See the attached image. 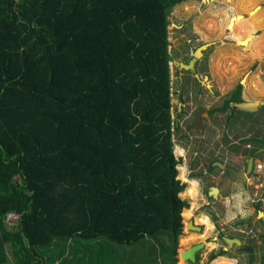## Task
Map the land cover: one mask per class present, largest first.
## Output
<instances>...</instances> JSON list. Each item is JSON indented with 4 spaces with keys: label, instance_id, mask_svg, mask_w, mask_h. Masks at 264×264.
Masks as SVG:
<instances>
[{
    "label": "trees",
    "instance_id": "trees-1",
    "mask_svg": "<svg viewBox=\"0 0 264 264\" xmlns=\"http://www.w3.org/2000/svg\"><path fill=\"white\" fill-rule=\"evenodd\" d=\"M186 1L0 0V264H177L168 28ZM255 3L227 27L244 46Z\"/></svg>",
    "mask_w": 264,
    "mask_h": 264
},
{
    "label": "rangeland",
    "instance_id": "rangeland-1",
    "mask_svg": "<svg viewBox=\"0 0 264 264\" xmlns=\"http://www.w3.org/2000/svg\"><path fill=\"white\" fill-rule=\"evenodd\" d=\"M204 1V5H199L198 3ZM201 1H193V2H187V3H182L180 5H177L172 12H170L169 16V41L171 43L170 46V56L175 59V61L179 62L183 58L185 61L191 58L193 53L195 52L194 50L197 49L198 47L206 44L207 43H214L211 44L207 50L204 52L205 53V58H202L199 60V65H198V74L199 75H204L206 73H209L210 79L209 81H206L208 85H212V88L215 90L214 95H209L208 92L203 89V91L206 96L204 99L202 98V101H198L196 104H204L206 106L211 107V111L214 109L221 108L223 103L221 100H219L220 94L228 93L231 89H233L236 85L240 84V81L243 83L244 89V96L250 100L252 99H257L258 97H263L262 94H264V58L263 60H256L252 58L251 56V49L247 48V50H242L245 53V58L244 59H239L238 57L236 58L234 56V51H238L240 47H245L244 45H241L240 43H236V41L231 37L230 31L227 29L228 24L232 21L234 16L238 14H242L245 17L249 18L246 12L238 11L237 6L240 4L242 0H210L206 1L201 0ZM256 6L259 7L260 10H264V0H256ZM214 26L215 28L212 29L211 27L209 28V25ZM217 25L220 27H225V39L223 40H214L212 38V35L217 32ZM212 31V32H210ZM205 33L206 39L204 41L198 40L200 35H203ZM254 35V32L248 37L243 38L241 41H243L246 38H251ZM264 35V24L259 26L258 29H256L255 36L258 40ZM214 37V36H213ZM252 40V39H250ZM214 41V42H213ZM216 41V42H215ZM224 42V43H223ZM179 43H187V49L186 51L188 52V55L186 57L183 56L184 50H182L181 46ZM250 46V43H248ZM247 45V46H248ZM194 51V52H193ZM193 52V53H192ZM181 56V58L179 57ZM179 57V58H178ZM178 58V59H176ZM252 58V60L250 59ZM174 63L172 62V65ZM172 72V105L173 109L177 107V104L183 101L185 105V109L187 107L190 109L192 107L191 102L188 100L187 95L189 93V86L187 87V83L184 85L185 92H182V96H180V91H179V82H178V77L180 75L185 77V81L192 78V73H186L182 69H176V67L171 68ZM182 72V73H181ZM174 76V77H173ZM253 79V80H252ZM252 84L256 85L253 87ZM248 86V87H247ZM251 86V87H250ZM199 89V86L196 85V87H193V96L192 99L196 100L197 96H194ZM213 90V91H214ZM257 91L261 93H257ZM255 93V94H254ZM228 97V95L226 96ZM195 104V105H196ZM185 116V115H183ZM204 118V123L206 125V129L208 130L207 135H206V146L200 148L201 154L209 151L210 155L217 154L225 158L227 161V158H231L235 160L236 162H239L238 158L235 157L237 155L241 154H236L235 151L230 149V147L236 146L238 142V137L240 132L243 131L244 135L243 136H249L250 132L249 131V123L246 124V126H242L241 129H234L233 128V123L230 124L229 127L226 125L229 124L228 122L232 121L234 118V115H231L229 111L226 112H218L215 113L212 117L207 114L203 115ZM173 119H175V113H173ZM189 119V118H188ZM234 119L235 121V127H239L237 123H240L243 125L241 122V116H236ZM180 124H182V119H180ZM226 124V125H225ZM245 125V124H244ZM260 128L263 129V127L259 126ZM184 127L181 126L179 131L173 133V144H174V155L175 157L179 158L180 156L182 157L183 164L182 166H185L183 171L181 172V167H179V179H182L181 176L185 174V176L190 180L193 181L194 183V188L196 190H200L202 187L200 180L197 177H192L189 178L188 176V168H189V162L191 159V153H189V149H186L185 147L183 148L184 144H187V140L184 139V133L183 130ZM227 131V132H226ZM223 137H227L226 140L228 141V144L225 145L223 142ZM235 140V141H234ZM190 144V143H189ZM191 145V144H190ZM223 145V146H222ZM229 145V147H228ZM187 145L186 147H188ZM193 146V145H191ZM190 148V147H188ZM213 149V150H212ZM225 149V150H224ZM191 150V149H190ZM234 152L235 156L231 155V153ZM220 153V154H219ZM206 156V155H205ZM202 158V157H201ZM240 158V157H239ZM203 159V158H202ZM258 160L261 162L260 164L263 165L264 167V159L263 157L259 156ZM229 161V160H228ZM259 161H257L259 163ZM255 162V165L257 164ZM182 181H184L182 179ZM190 187L189 183L187 185V188L185 189L184 193L181 194V197L186 198L188 194H186L187 189ZM243 190L248 194L249 202H248V207L251 206L252 204L255 205L257 208V211L254 212V220H258V222L254 223L253 227V234L256 233L259 235L260 233V227L261 224L259 223L260 218H264V169L261 174H258L254 172L253 174L249 177L247 180V184H242L240 182H237L233 186V190L230 194V197L232 196L233 193ZM189 197V196H187ZM229 195L222 194L221 197H219L224 203L226 200H229ZM199 201V200H198ZM253 201V202H252ZM193 200H190V206L189 209H186L184 211L192 210V217L190 219H186L183 216L182 213V218H183V223H184V228H183V234L179 237L178 241V247H177V264H193L190 262H186L184 259L181 258V252L184 250H187L191 248L193 245H197L199 243H205L204 249L199 251L197 254L199 257V260L195 264H216L217 258L219 257H228V258H238L239 264H249V259L248 255L244 252L238 251L239 255H234L233 252H226L224 255H220L221 248H215L216 246L213 244V238L215 237L218 240V244H221L222 239L218 237L219 232H227L229 233L228 229L235 225L236 223L239 224H244V219L237 218L232 221L226 220V218L220 219L218 224L219 226L214 227V231L212 233H207L205 238H198L196 241H192L187 243L186 245H182V239H185L189 235H198V233H194L192 230L187 228V223L189 221H193L195 224H197L196 219L197 217L201 214L203 211H198L196 209L194 203H192ZM192 204V205H191ZM211 206L208 207L210 210V213L215 216H226L229 205L227 208V211L225 212L222 208V206L218 203L211 202ZM259 209L263 213L258 217V211ZM183 211V212H184ZM218 213V215H217ZM210 214V215H211ZM249 217V216H247ZM212 219V216H211ZM261 219V220H262ZM241 221V222H240ZM252 221V218L250 219V222ZM197 225H202V230L205 232L208 227H206L203 224H197ZM252 226V225H251ZM225 230V231H224ZM216 231V232H215ZM242 232V231H241ZM240 233V232H239ZM247 233L250 234V231L247 230ZM202 234V233H201ZM244 234V233H243ZM255 234L254 236H256ZM257 235V236H258ZM181 240V241H180ZM213 244L214 248L211 249L207 246V244ZM184 247V248H183ZM260 249V247H259ZM258 250L255 252L257 253ZM261 249L264 250V246H261ZM208 250V251H206ZM215 250V251H214ZM216 253V257L214 258H209L210 253ZM223 251V250H222ZM219 254V255H217ZM241 254V256H240ZM106 255V254H105ZM264 258V254H263ZM262 258V259H263ZM260 254H254V260L251 264H262ZM264 264V263H263Z\"/></svg>",
    "mask_w": 264,
    "mask_h": 264
},
{
    "label": "flooded vegetation",
    "instance_id": "flooded-vegetation-1",
    "mask_svg": "<svg viewBox=\"0 0 264 264\" xmlns=\"http://www.w3.org/2000/svg\"><path fill=\"white\" fill-rule=\"evenodd\" d=\"M179 44H180L182 50L185 51V52H183L184 53L183 56L186 57V55H188V52L186 51L187 43H179ZM206 44H210V43H206ZM210 45H208V47ZM179 57L181 58V56H179ZM192 57H193V55L187 61H185L183 58L179 62L175 61L176 64L174 67H176V69L181 70V67L179 64L180 63L188 64L190 62V60L192 59ZM178 58H176V59H178ZM202 58H205V53H204V56ZM201 59H199V60H201ZM199 60L197 61L196 65H195L194 71H191V70L187 71V70L182 69L186 73H192V78L189 79V82H188V80L185 81L186 79L182 75H180L178 77L180 96H182V92L183 93L185 92L184 85H185V83H187L186 84L187 87L189 86V93L187 95V98L191 102L192 107H190V109L188 107H187V109H185V105H184L183 101L178 103L177 107H176L177 112H175V122L178 123L179 127H181V126L184 127V129H183L184 130L183 131L184 139L187 140L188 143L184 144V146H182V147L189 149L188 152L191 153V159L189 162L190 173H191V175H194L195 177H197L200 180L202 188L204 190H206L205 195H206V201L208 203V206H211L210 205L211 202L218 201L217 200L218 197L217 198L214 197L212 189L215 187L220 189L222 187L223 183L228 180V173L224 172V168L225 167L233 168L234 171H242L243 173H245V175H247L245 182H243L242 180H239V181H235L234 183L231 184L230 187H231V192H232L233 186L237 182H240L242 184H247V180L253 174V170L255 169V162H256L257 157L260 154L264 153V106H259L258 110L255 112H252V113L243 112V111L235 109V105L237 103H240V102H262V101H264V94H262L263 97H258L255 100H250V99L246 98L243 94L244 89H245V87H243L244 85L239 84V85H236L233 89H231L228 93L218 95L219 100H221L223 103L221 108L214 109V111L213 110L211 111V109H210L211 107L206 106L203 103L202 104H196L198 101H202L201 99L202 98L204 99V97L206 96V94L203 91H201L203 89V87L205 88V90L208 92L209 95L210 94L214 95V92H215V90L212 88V85L210 86V85H208L207 82H205V80L209 81V79H210L209 73H206L202 76L198 74L197 70H198V65L200 62ZM196 85L199 86V89H198L197 93L194 95V96H197V99L194 100V99H192L193 95H191V94H193L192 88L196 87ZM227 95H228V97H226ZM226 111H229L231 115H234V118L236 116H241V122L243 123V125H241L240 123H237L239 125V127L237 128V127H235V124H234L236 122L235 121L236 119L233 118L232 121L228 122L229 124H227V125L225 124L227 127H229L230 124L233 123L234 129H236V130L241 129L242 130V126L244 127V126H246V124L249 123V131L250 132H248V133H250V135L245 137V136H243L244 132L241 131L239 136H237L239 140H238L236 146L230 147V149L235 151L236 154H241V155L235 156L234 152L231 153V155H233V157L234 156L237 157L238 160H239V157L242 156L243 154H253L252 156H249L248 158L242 157L243 160L241 161L242 162L241 164H239L238 162H236L235 160H233L231 158H229V159L227 158V161H226L225 158H223L222 156L220 157V155H218V152H217V154L210 155L209 151H208V153L207 152L205 153L206 156L203 153L201 154V152H200V148L206 146V141H205L206 135H207L206 132H208V130L206 129V125L204 123L205 121H204L203 115L207 114V116L210 115L212 117L215 113H218V112L224 113ZM183 115H185V116H183ZM180 119H182V124H180ZM259 126L263 127V129L260 128ZM226 138L227 137H223V142L225 145L228 144V141L226 140ZM189 143L193 146H191ZM187 145H189L188 147H190V148L186 147ZM228 147H229V145H228ZM250 159H253L254 163H253L252 169L250 170V174L248 175L246 171L248 169V163H249ZM222 194L223 193H218L217 195H222ZM224 194H226V193H224ZM226 195H229V194H226ZM229 197H230V195H229ZM247 221H250V218L244 219V222H247ZM197 226H200L201 229L203 228L202 225H197ZM217 226H219V225H217ZM230 228H232V227H230ZM230 228L228 229L229 233L222 231V232H219L217 236L222 239L221 242L224 244V246L226 248L230 249L229 251L233 250V247H235V249L237 251L246 253L248 255L249 264H251L254 260V250L258 248L257 243L260 241L261 242L260 246H264V233L259 234V236L257 237V236H252L253 231H250L252 233H250L249 235H245L247 233L244 230H242V232L240 231L239 236H236V235L233 236V235H230V232H231ZM202 231L203 230H201L200 232H197V231H193V232L198 233L200 235L202 233ZM224 237L230 238L233 240H240L241 245H237L236 243H233L232 247L229 248L228 245L223 241ZM245 237H247L248 240L244 241L243 238H245ZM254 240H255V244H253ZM221 250H222V247H221ZM234 255L235 254H233V256ZM197 257H198V255H197Z\"/></svg>",
    "mask_w": 264,
    "mask_h": 264
},
{
    "label": "crops",
    "instance_id": "crops-1",
    "mask_svg": "<svg viewBox=\"0 0 264 264\" xmlns=\"http://www.w3.org/2000/svg\"><path fill=\"white\" fill-rule=\"evenodd\" d=\"M193 1H201V0H189V1H186V2H183V3H187V2H193ZM205 2H206V0H205ZM182 4V3H181ZM199 5H204L205 3H204V1H201V2H199L198 3ZM180 5V4H179ZM261 11H263V9L261 10ZM247 15H248V13H247ZM249 16V15H248ZM246 19H249L250 18V16H249V18H247V17H245ZM212 28V29H214L215 27L214 26H211V24L209 25V28ZM217 32H215L213 35H212V38L214 39V40H218V41H220V40H224L225 39V37H224V35H225V29H226V26L225 27H220L219 25H217ZM210 32H212V31H210ZM255 33H256V30L254 31V35L251 37L252 38V40H250L249 41V43H250V46L248 45V46H245V47H240V49L237 51H234V56L237 58H239V59H244L245 58V53L242 51V50H247V48H250L251 49V55H253V57L252 58H254V59H256V60H263V58H264V35L260 38V40H258L257 38H256V36H255ZM169 35H170V33H169ZM206 34L205 33H203V35H200V37H199V39L198 40H202V41H204V39H206V36H205ZM214 36V37H213ZM247 39V38H246ZM201 41V42H202ZM214 42V41H213ZM216 42V41H215ZM205 43H207V42H205ZM224 43V42H223ZM210 44H214V43H210ZM259 51V52H258ZM255 54H259V56H257L256 57V55ZM252 58H250L251 60H252ZM173 62H174V64H175V59H173ZM240 84H243L241 81H240ZM262 92V91H261ZM261 92H259V91H257V93L259 94V93H261ZM252 100H254V99H252ZM253 154H243L242 156H240V158H239V164H241L242 162V160H243V158H248L249 156H252ZM259 156H261V157H263V159H264V153H262V154H260ZM258 156V157H259ZM181 157V156H180ZM243 157V158H242ZM258 157H257V159H256V162L257 161H259L258 160ZM258 163V162H257ZM259 163H261L260 161H259ZM184 167L185 166H182L181 167V172L183 171V169H184ZM180 172V171H179ZM188 176H189V178H192V177H195L194 175H191V173H190V169L188 168ZM181 181H182V179H180ZM182 182H184V181H182ZM184 183H187V185H188V183L190 184V186H191V181L187 178V181L186 182H184ZM206 190H204L202 187L200 188V190H196L195 189V193H194V197H187L186 196V198L187 199H189V200H193V203H194V205H195V207H196V209H198V211H202L201 212V217H207L208 219H209V223H210V225H209V230H207L208 231V233H212L213 231H214V227L215 226H217L216 224H218V222H219V220L220 219H223V218H226V216H221L222 218H220V216L218 217V216H215V215H212L211 213H210V210L208 209V203H207V201H206ZM222 195H217V197H218V201H216L215 203H218V204H221V206L223 207L222 209L226 212L227 211V208H228V205L226 204V203H224L219 197H221ZM199 200V201H198ZM253 202V201H252ZM192 205V204H191ZM248 207V206H247ZM248 209H250V214L248 215L249 217H246V218H252V221L250 222V221H247V222H244V221H242V222H244V224H239V223H236L235 225H233L232 226V228H230V235H233V236H239L240 235V231H242V230H244L246 233H247V230H249V231H253V228H255V227H253L254 225V223H256V222H258V220H256V222H255V220H254V216H253V214H254V212H256L257 211V208L255 207V205L254 204H252L251 206H249L248 207ZM186 210V209H185ZM262 211L259 209V211H258V217L260 216V215H262L263 213H261ZM211 214V215H210ZM199 215V216H200ZM203 215V216H202ZM217 215H218V213H217ZM211 216H212V219H211ZM262 218H260L259 219V223L261 224V227H260V233L259 234H262V233H264V218L261 220ZM241 222V221H240ZM195 225H197V224H195ZM252 225V226H251ZM214 226V227H213ZM208 229V228H207ZM202 233H204L203 231H202ZM250 233H252V232H250ZM254 234H257V231H256V233H254ZM254 234L252 235V236H254ZM245 235H249L248 233L247 234H245ZM258 235V234H257ZM256 235V236H257ZM251 236V237H252ZM259 236V235H258ZM257 236V237H258ZM250 237V236H249ZM243 240L244 241H246V240H248V238L247 237H245V238H243ZM213 244L216 246L215 248L217 249V248H221L222 247V250H224L225 252H232L233 251V254H235V255H239L237 252V250L235 249V247H233V250H231V251H229L230 249H228V248H226L225 246H224V244H222V242H221V244L222 245H219L218 244V240L214 237L213 238ZM257 245H258V248L257 249H255L254 250V254H260V258H261V260H263L262 261V264L264 263V258H263V254H264V250H262L261 248L259 249V247H261L260 245H261V242L259 241L258 243H257ZM259 249V251L256 253L255 251L256 250H258ZM215 251V250H214ZM212 252V251H211ZM211 254V253H210ZM216 254V253H215ZM240 256H241V254H240ZM217 258V257H216ZM263 258V259H262Z\"/></svg>",
    "mask_w": 264,
    "mask_h": 264
},
{
    "label": "water",
    "instance_id": "water-1",
    "mask_svg": "<svg viewBox=\"0 0 264 264\" xmlns=\"http://www.w3.org/2000/svg\"><path fill=\"white\" fill-rule=\"evenodd\" d=\"M206 1H210V0H206ZM208 45L210 44H205V45L198 47L193 53V57L188 64H185V63L179 64L181 69H184L187 71L188 70L194 71L197 61L204 56V51L208 48ZM259 106H264V101L262 102H240L235 105V109L243 111V112L252 113V112L257 111ZM253 163H254V160L250 159L248 163V169L246 171L248 175L250 174V170L253 167ZM224 172L228 173V180L223 183L220 189L216 187L212 189V192L215 198H217L218 193H226L230 195L231 194L230 186L235 181H239V180H242L243 182L246 181L247 175H245V173H243L242 171H234L233 168L225 167ZM186 226L188 229H190V226H191L190 230L192 231L200 232L202 230L201 227L195 225L193 221H189ZM223 241L228 245L229 248L232 247L233 243H236L237 245H241L240 240H233V239L224 237ZM253 244H255V240L253 241ZM204 247H205V243H199L197 245H193L191 248L181 252V258L184 259L186 262L195 264L197 262V254L199 253V251L204 249Z\"/></svg>",
    "mask_w": 264,
    "mask_h": 264
},
{
    "label": "clouds",
    "instance_id": "clouds-1",
    "mask_svg": "<svg viewBox=\"0 0 264 264\" xmlns=\"http://www.w3.org/2000/svg\"><path fill=\"white\" fill-rule=\"evenodd\" d=\"M249 199L248 194L243 190L233 193L225 202L229 205L226 220L230 222L237 218H246L250 214V209L247 207ZM216 264H239V260L238 258L219 257Z\"/></svg>",
    "mask_w": 264,
    "mask_h": 264
},
{
    "label": "bare ground",
    "instance_id": "bare-ground-1",
    "mask_svg": "<svg viewBox=\"0 0 264 264\" xmlns=\"http://www.w3.org/2000/svg\"><path fill=\"white\" fill-rule=\"evenodd\" d=\"M250 39H252V38H250ZM243 44V43H242ZM245 44H247V43H245ZM247 46V45H246ZM174 77V76H173ZM253 80V79H252ZM252 86L254 87L255 86V88H257L256 87V85H254V84H252ZM248 87V86H247ZM251 87V86H250ZM193 89V88H192ZM193 91V90H192ZM255 94V93H254ZM191 95H193V94H191ZM189 100V99H188ZM192 100V99H191ZM203 114V113H202ZM181 178L184 180V182H186L187 181V177L185 176V174H183L182 176H181ZM194 193H195V188H194V183H193V181H191V186L189 187V189L186 191V194H188L187 196H190V197H194L195 195H194ZM193 203V202H192ZM194 205V204H193ZM183 216L186 218V219H190L193 215H192V210L190 209V210H188V211H184L183 212ZM201 216V215H200ZM203 216V215H202ZM196 222H197V224H203V225H205L206 227H208V229L207 230H209V225H210V223H209V219L207 218V217H197V219H196ZM214 227V226H213ZM216 228V227H215ZM190 229H191V226H190ZM205 231L204 233H202V234H200L201 236L200 237H198V235H194V234H192V235H189V236H187L185 239H182V245H186L187 243H189V242H192V241H196V239H198V238H205L206 237V235H207V233H208V231ZM216 232V231H215ZM255 235V234H254ZM181 241V240H180ZM207 246L209 247V248H211V249H213L214 247V245L213 244H207ZM184 248V247H183ZM206 251H208V250H206Z\"/></svg>",
    "mask_w": 264,
    "mask_h": 264
},
{
    "label": "built area",
    "instance_id": "built-area-1",
    "mask_svg": "<svg viewBox=\"0 0 264 264\" xmlns=\"http://www.w3.org/2000/svg\"><path fill=\"white\" fill-rule=\"evenodd\" d=\"M170 66H171V68L173 67L172 63H170ZM263 169H264L263 165L260 163H257L255 165L254 172L261 174L263 172ZM17 219H18V216L16 214L11 213V214L7 215L6 223L9 227V230L14 229V227L16 226Z\"/></svg>",
    "mask_w": 264,
    "mask_h": 264
}]
</instances>
